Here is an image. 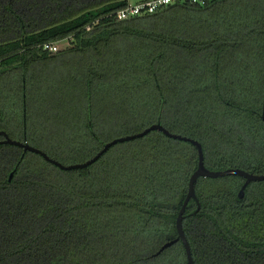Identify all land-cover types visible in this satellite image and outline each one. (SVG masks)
<instances>
[{"label": "trees", "instance_id": "trees-1", "mask_svg": "<svg viewBox=\"0 0 264 264\" xmlns=\"http://www.w3.org/2000/svg\"><path fill=\"white\" fill-rule=\"evenodd\" d=\"M132 1L0 0V141L69 166L160 124L198 141L210 171L264 175V0L116 20ZM198 167L194 144L158 130L70 171L2 144L0 264H189L180 240L159 251ZM245 182L198 179L194 264H264V181L240 200Z\"/></svg>", "mask_w": 264, "mask_h": 264}, {"label": "water", "instance_id": "water-1", "mask_svg": "<svg viewBox=\"0 0 264 264\" xmlns=\"http://www.w3.org/2000/svg\"><path fill=\"white\" fill-rule=\"evenodd\" d=\"M161 131L163 133H165L166 135L174 138V139H179V140H183L186 142H190L192 144H194L197 149H198V154H199V167L197 169V171L193 174L191 180H190V184H189V193L188 196L185 200V203L179 213L178 219H177V229L179 232V238L173 242H169L167 244H165L161 250L159 251V254L161 252H163L165 249L171 247L175 242L177 241H182L183 244L185 245L186 251H187V256H188V261L189 264H194L193 261V257H192V251H191V247L189 245V242L186 238L184 229H183V218H184V213L186 210V207L189 203V201L191 199H195L196 198V184L199 178L204 177V178H221V177H225V176H232V175H236V176H240L246 179V182L243 186V188L241 189L240 193H239V199L242 200L245 194V188L247 187V185L250 182H260V181H264V175H255V174H251L248 173L246 171L243 170H239V169H228V170H224V171H210L205 167L204 164V153H203V148L202 145L198 142L195 141L193 139L187 138V137H183V136H179V135H174L171 134L168 130H166L162 125L160 124H155L152 125L151 127H149L148 129L144 130L143 132L139 133V134H135V135H131V136H126V137H121L118 139H115L109 143H107L104 148L92 159H90L89 161L85 162V163H81V164H74V165H69V166H65L62 163L51 159L45 152L34 148L32 146H30L29 144L26 143H22L20 141H15L12 140L11 138L8 137L7 134L2 133L5 136V140L4 141H0V145L2 144H11V145H16L19 147H22L25 149V151H30V152H34L37 154H40L41 156H43L47 161L55 164L56 166H58L59 168L63 169V170H74V169H83V168H87L88 166L94 164L96 161H98L104 153H106L112 146L117 145L119 143H124V142H128V141H132L134 139L137 138H141L146 136L147 134H149L152 131ZM13 178V173L11 174L10 180Z\"/></svg>", "mask_w": 264, "mask_h": 264}, {"label": "built area", "instance_id": "built-area-1", "mask_svg": "<svg viewBox=\"0 0 264 264\" xmlns=\"http://www.w3.org/2000/svg\"><path fill=\"white\" fill-rule=\"evenodd\" d=\"M209 0H143L135 3H130L126 8L114 14L116 20H128L137 16L148 14H155L164 8L180 2H188L193 5H204ZM44 51L58 52L59 47L57 44H47L43 47Z\"/></svg>", "mask_w": 264, "mask_h": 264}, {"label": "rangeland", "instance_id": "rangeland-1", "mask_svg": "<svg viewBox=\"0 0 264 264\" xmlns=\"http://www.w3.org/2000/svg\"><path fill=\"white\" fill-rule=\"evenodd\" d=\"M133 3H135L136 1L135 0H133L132 1ZM59 46V50L62 48V49H64V48H66L67 46H68V42L67 41H64V42H61V43H59L58 44Z\"/></svg>", "mask_w": 264, "mask_h": 264}]
</instances>
